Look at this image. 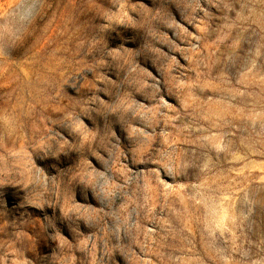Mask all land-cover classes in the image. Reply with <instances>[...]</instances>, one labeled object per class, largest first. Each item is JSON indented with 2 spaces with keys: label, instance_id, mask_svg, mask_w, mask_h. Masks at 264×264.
Here are the masks:
<instances>
[{
  "label": "rangeland",
  "instance_id": "1",
  "mask_svg": "<svg viewBox=\"0 0 264 264\" xmlns=\"http://www.w3.org/2000/svg\"><path fill=\"white\" fill-rule=\"evenodd\" d=\"M0 135V264H264V0H0Z\"/></svg>",
  "mask_w": 264,
  "mask_h": 264
},
{
  "label": "clouds",
  "instance_id": "2",
  "mask_svg": "<svg viewBox=\"0 0 264 264\" xmlns=\"http://www.w3.org/2000/svg\"><path fill=\"white\" fill-rule=\"evenodd\" d=\"M69 135H71V132H69ZM114 135V133H113ZM3 141V136L0 135V144H2ZM61 144L60 147L61 149H63L65 146L66 147H73V145L66 139L61 138ZM95 143V137H89L86 139H82L81 141V145L80 148L81 150L84 148V146L86 145L88 148V151L92 152L94 156L99 157V159L102 161L103 157L100 156V152L97 150V148L93 147V144ZM37 146L38 147H47V142L43 141V138L41 139L40 142H37ZM98 147H104V145H98ZM63 155L65 157V159L69 158V154L67 152H63ZM38 159H40L41 161L44 162V164L49 167L51 169V171L53 173H55L57 171V168L60 166V164L62 163V161L60 160V156L53 154L51 157L44 155V156H40L38 155L37 157ZM3 159V156L0 155V160ZM38 171H43V169H38ZM6 175V173L4 172L3 169H0V183H4V176ZM100 175H103V173H100ZM21 179L15 181V183H17L18 185H22L23 187L21 188V191H24L25 189L28 188V185L33 183L32 180V169H29L27 172L22 173L21 174ZM73 179H80V180H85L87 183H94V176H92L91 174H82V173H77V175L75 177H73ZM119 185H117L115 183V181L111 182V184L106 185L105 186V190L106 191H112L116 188H118ZM62 194V190H61V186L60 183L56 180L55 176H53L52 178V186L51 188L45 187L42 189V195H47L49 197V199L51 200H55L58 197H60ZM83 194H87V193H83ZM93 195H96V192L93 191L92 192ZM49 210H51V213L53 215H55L56 212V208L53 206V204H49L48 207H44V206H39L38 207V211H40L41 213H43L45 220H47L49 218ZM73 229L71 227H69V231H72ZM60 238L59 235L55 236V237H49V239L51 240H56ZM62 245L66 246V247H71V245L69 244L68 241L66 240H62ZM55 254H56V250L55 249H51V253L50 254H46L44 257V260L42 262V264H50L51 260L53 258H55Z\"/></svg>",
  "mask_w": 264,
  "mask_h": 264
}]
</instances>
